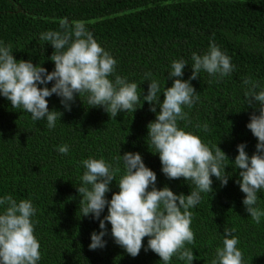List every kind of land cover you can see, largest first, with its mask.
Masks as SVG:
<instances>
[{"label": "trees", "instance_id": "obj_1", "mask_svg": "<svg viewBox=\"0 0 264 264\" xmlns=\"http://www.w3.org/2000/svg\"><path fill=\"white\" fill-rule=\"evenodd\" d=\"M61 18L85 22L94 39L117 61L116 75L139 86L140 108L110 118L103 108H88L86 96L80 97L82 101L77 97L67 111L54 94L47 98L49 110L63 115L49 129L46 120L33 121L29 113L13 109L0 95V197L31 200L35 207L32 222L40 243L38 264H162L158 255L145 251L147 237L138 256L128 255L112 238L110 224L103 237L106 246L89 250L91 233L101 229L91 215L81 217L76 188L85 171L81 162L103 158L120 168L118 182L123 163L117 158L138 152L156 173L158 189L167 186L175 194H190L195 186L183 178L168 179L161 171L159 155L148 148L147 125L156 114L147 101L143 103L149 87L146 73L163 91L173 83L168 78L171 63L183 59L189 65L181 79L188 80L192 53L204 54L212 42L231 58L234 70L222 79L201 72L200 78L191 81L199 99L190 109L185 107L188 119L179 126L210 148L218 145L232 161L241 143L251 156L257 139L246 125L254 109L247 106L245 93L250 85L243 81L256 82L257 92L264 89V0H0V42L12 46L18 61L30 60L51 72L54 62L49 57L54 49L39 37L48 30H60ZM204 124L207 131L198 127ZM64 144L69 146L66 155L58 151ZM226 163L231 176L228 184L221 186L213 177V194L201 193L200 202L190 209L195 241L186 247L194 253L193 264H211L227 227L235 230L244 264H264V217L257 224L246 212L245 194L236 183L239 170L233 162ZM110 189L109 200L119 191L115 181ZM257 207L264 211V190L258 193ZM104 215L107 208L101 219ZM170 264L185 262L173 257Z\"/></svg>", "mask_w": 264, "mask_h": 264}, {"label": "clouds", "instance_id": "obj_2", "mask_svg": "<svg viewBox=\"0 0 264 264\" xmlns=\"http://www.w3.org/2000/svg\"><path fill=\"white\" fill-rule=\"evenodd\" d=\"M58 23L60 30H48L39 37L54 49L49 57L54 62L51 72L30 60L18 61L12 46L0 42V95L10 101L11 107L29 113L33 121L46 120L49 129L55 128L63 115L49 110L47 98L54 94L67 111H71L77 97L86 96L88 108H103L110 118L140 108L139 86L116 75L117 61L94 39L85 22L61 18ZM191 60L192 74L188 80L181 79L185 66L189 65L187 61L179 59L171 63L168 78L173 83L163 91L157 80L148 79L152 74L146 73L149 87L143 103L147 101L149 110L156 114L155 120L147 125L150 141L147 145L155 149L153 154L159 155L162 173L170 180L183 178L195 186L194 190L188 195H178L167 186L158 189L156 173L144 164L138 152L119 155L123 174L118 182L119 167L103 158L83 160L85 171L80 186L76 187L81 197L79 210L81 217L91 215L99 221L101 229L91 233L89 250L106 246L103 237L107 234L106 225L110 224L115 243L132 257L139 255L147 237L145 251L158 255L162 264H170L173 257L193 264L194 253L186 247L195 241L190 209L200 202L201 193L213 194V177L221 186L228 184L231 176L226 172L229 167L226 161L233 162L239 170L236 183L245 194L242 203L246 212L257 224L264 217V211L257 207L258 193L264 190V89L257 92L256 82L249 78L243 81L250 85L245 93L247 106L254 109L246 126L257 144L251 156L245 151L246 144L237 145L238 155L232 161L218 145L210 148L199 136L179 126L180 121L188 119L185 107L190 109L199 99L191 81L200 78L201 72L220 79L228 76L234 70L231 58L212 42L204 54L193 52ZM50 83L52 86L48 87ZM198 127L208 130L207 124ZM58 151L66 155L69 146L60 145ZM113 181L119 191L109 200L106 194ZM105 208L107 215L101 219ZM35 213L31 200L17 202L11 195L0 197V264H38L41 253L32 222ZM234 231L224 228L222 246L216 248L211 264H244Z\"/></svg>", "mask_w": 264, "mask_h": 264}]
</instances>
